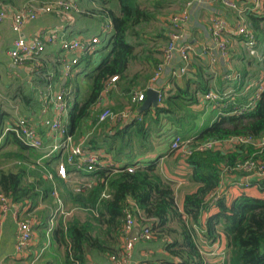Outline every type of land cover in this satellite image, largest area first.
<instances>
[{
	"label": "trees",
	"instance_id": "1",
	"mask_svg": "<svg viewBox=\"0 0 264 264\" xmlns=\"http://www.w3.org/2000/svg\"><path fill=\"white\" fill-rule=\"evenodd\" d=\"M31 1L39 3L53 0H0V5L20 8ZM93 2L97 5L92 6ZM74 3L77 11L72 13V19L77 16L81 18L80 24L76 25V33L84 36L92 30L98 43L92 54L81 56L78 63L67 71L69 79L74 68L83 64L81 73L85 72V91L77 92L75 85L71 91L70 80L64 77L62 88L68 86L63 97L67 107V134L75 141L86 136L84 146L90 151L101 152V159L109 156L114 164L121 163L122 159H125V163L120 169L106 166L98 167L90 173H81L85 177L83 181L91 179L92 184L77 192L73 191V185L56 179L57 197L64 212L81 210L86 214L82 221L72 215L65 220L59 217L56 223L50 224L53 209L57 206L56 201L51 197L50 183L46 184L36 176L39 171H48L50 163L56 161L58 155L55 153L41 158L43 154L40 151L26 149L14 141L13 137L6 135L4 140L7 141L9 137L12 143L14 141L16 150L2 156L7 162L13 161V164L11 168L5 166L6 169H0V195L20 207L26 201L30 209L36 206L37 199L45 202L51 211L38 215L37 218H47L48 224L44 225L47 228L45 236L48 242L62 248L60 264H87L90 255L103 260L118 256L125 210L132 214L137 226L146 225L147 232L151 235L149 241L153 238H170L169 242L163 243V249L177 261L158 260L159 262L147 263L207 264L201 252L203 244H206L211 247L212 253L213 246L222 247L225 256L220 264H264V180H251L246 187H234L238 190L237 195L230 198H226L227 193L223 196V193L213 199H206L224 179L241 176L240 173L230 171L235 164L252 158L264 163V147L259 152L251 145H238L225 153L205 151L181 158L190 170L188 180L197 187L193 193L183 196L180 209L175 205L169 182L156 170L157 159L136 167L138 165L131 162L129 152L133 143H137L140 148L148 140L149 126L156 124L161 114L173 117L177 115L180 121H185L184 132H180L177 127L170 140L177 135L182 139H192L190 143L210 139L224 140L234 136L264 139V91L255 100L253 98V85L258 81L260 65L254 60L256 68L251 75L243 65H236L234 80L229 76V70L225 71L224 81L230 83L233 80L235 92L223 96L220 77L215 78L214 86H210L213 78L208 73L206 64L190 63L192 71H186L180 77L181 86L172 81L175 91L168 90L159 105L143 112H138V107L131 108L136 111L138 121L130 119L116 124L98 122L95 104L107 80L116 77V87L126 96L134 90L146 89L168 38L163 29L156 31L154 25L158 24L156 21L168 9L160 0H74ZM173 14L175 13L169 14L168 18ZM213 16L216 15H211L209 20ZM243 16L264 55V8L259 14L245 12ZM234 18L237 20L236 16ZM105 22L109 25L108 31L102 29ZM98 23L100 26L93 28ZM185 40L187 41L186 38ZM52 47L56 46L49 45L45 48L38 60L39 67H33L32 72L36 77L32 82L38 90L63 75V63L66 58H71V55L67 56L59 47L54 48L55 50ZM95 55H98L99 60L93 65L92 57ZM44 58L51 60L48 62ZM249 84V90H244ZM28 91L19 93V98L24 103L31 99ZM208 91L216 95L217 99L213 104L218 115L209 124L194 130L192 121L198 113L191 108L199 104ZM248 103L251 104L248 110L240 114L234 113L237 108ZM127 104L128 97L124 106L119 102L112 110L121 111ZM40 159L42 161L39 164L35 163ZM32 164L36 169L30 168ZM125 167H132L133 171L127 173L123 171ZM66 171H70L67 166ZM221 172H226L227 175L220 178ZM250 189L254 190L253 195L249 193ZM196 229L200 232L203 244L197 238Z\"/></svg>",
	"mask_w": 264,
	"mask_h": 264
},
{
	"label": "built area",
	"instance_id": "2",
	"mask_svg": "<svg viewBox=\"0 0 264 264\" xmlns=\"http://www.w3.org/2000/svg\"><path fill=\"white\" fill-rule=\"evenodd\" d=\"M220 4L232 11L237 21L233 25L217 16H213L209 20L208 35L210 47L201 46L194 48L189 41L185 40L184 27L188 23L190 10L203 5L202 0H186L183 8L173 14L169 18L170 30L167 33V41L163 45L159 62L155 66L152 76L148 80L146 89L154 90L156 93V103L159 105L168 87L160 86V80L163 76H168L169 79H179L186 73V64L190 59H197L206 64L208 71L213 72L218 63H223L228 67V35L239 37L243 51L252 60L260 65L258 81L253 85L255 88L253 98H258L259 94L264 91V55L262 50L258 48V44L254 33L248 28L244 21L243 13L255 12L260 10L264 5V0H243L244 6L238 7L234 0H219ZM76 4L74 0H53L50 2L31 1L22 5L18 10L11 12L4 6L0 5V24L6 20L9 21L10 31L15 35L11 42L10 48L7 50L8 66L11 70L20 68L32 69L39 67V57L44 52L45 48L49 45L59 47L65 54L71 55V58H66L63 63V76L67 75V71L78 63V59L84 55H90L94 51L98 39L95 37L91 39H83L73 37L65 39L57 29H50L40 31L39 35L33 38L25 39L21 36V31L25 25L35 21L39 16L55 15L59 16L66 23H71L72 13L76 12ZM104 31L109 30V25L105 22L102 25ZM264 32V26L262 27ZM179 63V66H174V61ZM230 70V67H229ZM233 80L236 78V73L230 72ZM116 77L107 80L104 89L100 93L98 100L95 104V110L98 109L97 116L98 122L108 121L111 124L125 122L129 119L139 120V117L133 107H138L145 97V91H132L127 97L129 104L121 111L113 112L105 104L108 95L115 88ZM167 89V90H166ZM64 90H54L52 84H47L43 89L36 91V99L38 101L39 110L37 121L32 117L15 116L13 123L4 127L2 134H9L13 137L22 147L39 151L42 149L48 150V155L59 153V159L55 164L56 176L63 180H68V172L66 166L71 168L73 173H90L99 167L103 162L106 166L111 168H122L121 164H112L105 160L101 152L90 151L83 144L86 136L78 141H75L72 136L67 134V107L64 101ZM202 101L214 103L216 95L212 91L206 92L202 96ZM251 104L248 103L241 108H237L234 113L240 114L248 110ZM16 111V109H14ZM50 113V117H47ZM45 129L46 137L51 140L48 146H44L42 136L38 128ZM192 139H182L179 136L172 137L169 144V151L176 153L180 158L185 159L194 153H202L205 151H217L225 153L233 147L238 145H251L261 152L264 147V139L258 138L257 140L247 136H234L224 140L210 139L199 142L190 143ZM120 165V166H119ZM117 171V170H116ZM123 171L131 173L132 167H125ZM224 171V170H223ZM230 171L232 173H240L241 176L232 177V184L235 187H246L251 180H264V163L257 159L252 158L242 163L235 164ZM226 172H221L220 178H223ZM227 175V174H226ZM51 180V178H48ZM222 182L216 190L210 193L206 199H213L222 195L221 190ZM92 184L91 179L85 182L73 184L72 189L74 192L79 191ZM51 197L54 198L57 208L60 209V201L57 197L56 190L52 188ZM10 200L0 195V218H3L9 208ZM12 217L15 225L13 235V249L16 255L25 253L31 243L32 230L31 224L28 219L19 217V213L12 209ZM135 224V219L128 211H124V222L122 230V246L118 256H110L108 261L111 264H127L130 259L133 242L136 240L149 241L151 235L147 229L140 231L136 239H130L127 235ZM48 232V231H47ZM46 232V235H47ZM214 250L219 247L213 246ZM220 259H223L222 248L219 249ZM132 264H150L147 262H134Z\"/></svg>",
	"mask_w": 264,
	"mask_h": 264
},
{
	"label": "crops",
	"instance_id": "3",
	"mask_svg": "<svg viewBox=\"0 0 264 264\" xmlns=\"http://www.w3.org/2000/svg\"><path fill=\"white\" fill-rule=\"evenodd\" d=\"M160 1H163V3L166 4L167 9H168L165 11L167 12V14L158 19L160 21L159 29L160 28L163 29L166 35L168 30H170V25L168 24L169 14L179 12L183 8V5L186 0H160ZM202 1L204 3L203 5L192 8L190 10L188 23L184 27V36L194 48H199L201 46L210 47L209 35H208V26H209L208 24H209V17L211 15L215 14L217 17L224 19L229 25H233L235 21H237L233 16L234 13L232 14L229 11V9L227 10L224 7H222L218 1L216 0H202ZM238 1H240V3L242 2V0H238ZM95 4L96 3L93 2L91 5L94 6ZM5 8L8 11V15L11 12H13L15 9H17L15 7L13 8L5 7ZM263 8H264V5L260 8V10L257 11V14H259ZM7 18L0 24V125H1L0 145L3 143L1 146L2 148L0 150L5 151L6 153L16 150L14 149L16 147L13 144L15 141L14 138H13L14 139L13 143L11 139H9V137H7V141L4 140L6 138L5 136L9 135V134H5V135L2 134L4 127L11 125L15 119V116L27 117V118L33 116L32 119L34 121H37L36 116L38 115V110H39L38 101L36 99V91L38 90V88L36 86H33L34 82H32V80H34V76L36 77V75L32 72L33 70L26 69L24 67L17 69V70H11L8 66V57L6 55V52L10 48L11 42L15 38V35L10 31L9 21L7 20ZM80 19L81 18L78 16L75 17V19H72L71 24L69 23L71 25L70 27V25L64 22L63 19L59 16H55V15L39 16L35 21L28 23L27 25L23 27L21 31V36L25 39H28V38H33L36 35H39L40 31L57 29L60 32V34L63 36V38H73V37H77V38L80 37L83 39L93 38L94 36H93L92 30L91 32H89L88 34H85L84 36L79 33L78 34L76 33L77 31L76 25L78 26L80 24L81 22ZM159 21H156V23H158ZM99 26L100 25L98 23L97 27L93 26V28H98ZM227 38L229 42L228 63L230 65L229 60L232 59V56L236 53V50L238 48L243 50V48L241 46L239 37L228 35ZM48 48L46 49L47 51L49 50ZM54 48L57 49V46L52 47V50ZM95 56L98 57V55H95ZM49 59L51 60V58ZM44 60L50 62V60L46 58H44ZM247 60H251L254 63V60L250 58H247ZM200 62L203 63L202 61H199L197 59H190V61L186 64V68H187L186 70L192 71L191 64L196 63L199 65ZM238 64L239 63H236V65ZM229 65L228 67H226L223 63L219 62L218 67L214 68L215 71L213 72L208 71V73L210 74L211 73L215 74L211 76V78H213V81H210V86H214L215 78L220 77V81L222 82L223 96L228 95L230 93L234 94L235 92L233 89L234 81L232 80V82L230 83H227L224 81L225 79L224 72L229 70ZM236 65H234V67H236ZM174 66L175 67L179 66V63L176 61V59L174 61ZM245 69L247 70V67H245ZM48 70L51 71L50 69ZM188 77H190V74H188ZM71 78L72 76L70 73L69 79ZM179 79H169L168 76H163V78L160 80V86H163L165 88L168 87L169 91L174 92L175 90L174 88H172L171 83L172 81H175V83L177 82L178 85L181 86ZM206 79L208 78L206 77ZM64 83H65L64 76L60 75L59 77H57L56 79L52 81L53 89L55 91L58 89L65 90L68 86H66L65 88H62L63 87L62 85ZM116 84H117V81L115 83V88L110 92L105 102V104L111 109L114 108V106L117 105L119 102L122 103V106H124L127 100V96L123 94L121 90H119L116 87ZM248 86L249 87L246 86L244 90H249L251 85L249 84ZM23 90L24 91L29 90L27 93H29L31 96V99L27 103H24L23 101H20L19 99V93H21ZM168 90L166 92H168ZM17 102L19 103V106L17 105ZM214 108H215L214 104L210 102H204L202 101V99L199 104L191 108L192 111H197L198 113L195 115V118H193V121H192V126L194 130L201 129L202 127L209 124L210 122H212V120L215 119L216 115H218V112L217 111L215 112ZM14 109H16V111ZM46 115L48 118L51 116L50 113H47ZM174 117L168 114H161L159 115L156 124L154 123V126H157L162 132H165L164 136L158 137V140H160V144L162 145L160 146L159 151L155 150L156 152L154 156H151V152H154V150L150 152H144V153L140 152L137 143L132 144V148L129 149V152L131 153V156H130L131 162L137 163L138 165L136 167H139L140 165L143 166L149 160L157 159L156 165H155L156 170L163 177L165 181L169 182L173 190L175 205L178 209H180L183 196L185 194L193 193L197 185L188 180V175L190 172L189 167L183 164V161L181 160L179 155H177L176 153H171L169 151L170 137L176 131V128L178 127L180 132H184L185 121H180L178 119L180 117H178L177 115H175ZM38 131L40 132L42 136L44 146L45 147L48 146L51 143V140L46 137L45 129L42 127H39ZM165 137H167L166 140H164ZM39 151L40 153L43 154L41 158H46L52 155V154L48 155L47 153L48 150L46 149H42ZM0 155L2 157L5 155V153H1ZM57 160L58 159H56L53 168H49L48 170L49 173H47V170L39 171L36 178H38L39 180L42 179L43 182H45L46 184L50 183L51 189L54 188L58 196V188H57L56 182L57 180L60 181V179L55 174V164ZM105 160L114 164L111 161L109 156H106ZM41 161L42 159L38 160L37 164H39ZM103 162L100 163L99 168L106 167V165ZM7 163L5 164L6 166L9 165ZM121 163L124 164L125 159H122ZM121 163L119 162L118 164H121ZM67 167L70 171L68 172V180L65 181V183L70 186H72L73 184L82 183L85 177H82L80 172L73 173L71 171V168L69 166ZM49 177L51 178V180L48 179ZM228 187H229V190H227ZM234 187L235 186L232 184V177L230 178L228 177L224 179L222 183V187H221V190L224 193L223 196L226 193H227L226 198H230V196L237 195L238 190L235 189ZM219 189H220V186H219ZM249 193L253 195L254 190L250 189ZM24 203L25 204L20 207V205L18 204L14 205L13 203L10 202L9 208L7 212L5 213L4 217L0 218V264H35V263L37 264H60L61 256H62V248L58 247L54 243L52 244L48 242V240L47 241L45 240V238H47L45 236V230L47 228H44V225L48 224V220L47 218H44V220L37 218L38 215L41 216L44 213L51 211V210L48 209V206L45 204V202L40 201V199H37L36 206L31 207V209H30V205L28 204V202L25 201ZM52 206H54V204H52ZM60 206H61L60 209L63 208L62 204ZM12 209L16 210L19 213L20 218L28 219L31 224V230H32L31 243H30L28 250L21 255H16L13 249V235H14L15 225H14V221L12 217ZM60 209L57 208V206H55V208L53 209L54 214L56 213L57 210H60ZM67 211L68 212H64L65 214L66 213L67 214L61 217L62 220L68 219L72 215L78 217L81 221L85 218L86 213L84 211H81V210H67ZM57 220L58 219L53 220V217H52V221L50 222V224L52 222L56 223ZM136 228H139V227L137 226L135 222L129 234L131 233V231H133ZM196 232H197L196 235H197L198 240L202 243L200 235H199L200 232H198L197 229H196ZM129 234L127 235L128 237H129ZM38 236H40V238ZM43 236H44V241L49 243L48 244L49 247L53 248L54 252L48 254L47 258L45 257L35 262L37 258L36 253H38L39 248H42V247L47 248V249L49 248L47 245H44V243L41 242V239L43 238ZM169 241H170V238L168 237H164L160 239L153 238L149 242L145 241L148 243L147 245L140 243L144 241H139V240L134 241L132 245V250L130 253V259L127 264H132L134 262H155L158 260H165V261L172 260L173 262H176L177 259L174 257H170V255L163 249V243L169 242ZM119 244H120L119 247H121L122 240H119ZM220 248L222 247L219 245V249ZM219 249L214 250V253H212L211 247L206 244H203L201 248V252H202V257L204 261L207 264H220L221 259H220ZM87 264H111V263L107 259L103 260L102 258H98L95 255H90Z\"/></svg>",
	"mask_w": 264,
	"mask_h": 264
},
{
	"label": "rangeland",
	"instance_id": "4",
	"mask_svg": "<svg viewBox=\"0 0 264 264\" xmlns=\"http://www.w3.org/2000/svg\"><path fill=\"white\" fill-rule=\"evenodd\" d=\"M138 1H144V0H138ZM234 1H235V3L236 2L238 3V5L236 4L238 7L244 6L243 0H242L241 3L238 0H234ZM199 6H201V5H198L197 7H199ZM166 14H167V12L163 13V15H166ZM233 16L235 17L236 15L233 14ZM157 21H159V20H157ZM158 24L154 25V29L156 31L160 27V21L158 22ZM228 52H229V49H228ZM247 58H249V57H247L245 52L243 50H241L240 48H238L236 50V53L232 56V59L229 60L230 61V65H229L230 70H229V72L232 71V72L236 73V71L234 70V65H236V63H239V64L247 67V71L251 75L254 72L256 67H255L254 63L251 60H247ZM98 60H99L98 57H96V56L92 57L93 65H95L98 62ZM82 66H83V64L78 65L76 68H74V71L71 72L72 78L69 79L70 80V82H69L70 83V88L69 89L71 91L73 90V86L74 85L76 86V91L77 92L83 93L85 91V86H84L85 85V79H83V73H85V72L81 73ZM146 68H147V66L145 67V69ZM210 75L212 76V75H215V74L211 73ZM134 91H140V90H134ZM64 95H65V91H64ZM17 105L19 106L18 102H17ZM109 110L113 111L110 107H109ZM149 128H150V130L148 132V140H146V142L143 143L142 147L139 148V151L144 153V152H150V151L154 150V152H151V156H154V154L156 152L155 150L159 151V148L162 145V144H160V140H158V137L164 136L165 132H162L157 126H154V124H151L149 126ZM166 139H167V137L164 138V140H166ZM13 148H14V146H13ZM1 153H6V152L3 151V150H0V154ZM6 163H7V159L5 157H1V155H0V169H6L5 168V166H6L5 164ZM35 163H37V162H35ZM54 163H55V161L51 162L50 165H49V168H53ZM7 164H9L7 167L11 168L12 164H13V161L9 160ZM30 168L36 169V167L33 164L30 165ZM47 173H49V171H47ZM61 209H62V211H61ZM61 209L57 210L56 213L53 215V220L54 219H59V217L61 218V217H63V215L67 214V213L66 214L64 213V211H65L64 208H61ZM38 237L40 238V236H38ZM45 240L47 241L48 239L45 238ZM46 241H44V237L41 239V242H43L44 245H47L49 247V245H48L49 243H47ZM139 241H142V240H139ZM140 243H143L144 245L148 244L145 241L144 242H140ZM53 252H54V250L51 247H49L48 249L47 248H43V247L39 248L38 253H36L37 258H36L35 262H37V261H39V260H41V259H43L45 257L47 258L48 257L47 255L50 254V253H53ZM157 262H159V261H157ZM35 264H37V263H35Z\"/></svg>",
	"mask_w": 264,
	"mask_h": 264
},
{
	"label": "water",
	"instance_id": "5",
	"mask_svg": "<svg viewBox=\"0 0 264 264\" xmlns=\"http://www.w3.org/2000/svg\"><path fill=\"white\" fill-rule=\"evenodd\" d=\"M155 98H156L155 91L151 90V89H146L144 101L140 104V106L138 108L139 112H143V111L148 110L150 108H155L157 106ZM146 228H147L146 226H142V227L134 229L129 234V238L135 239L137 237L138 233L140 231L145 230Z\"/></svg>",
	"mask_w": 264,
	"mask_h": 264
},
{
	"label": "clouds",
	"instance_id": "6",
	"mask_svg": "<svg viewBox=\"0 0 264 264\" xmlns=\"http://www.w3.org/2000/svg\"><path fill=\"white\" fill-rule=\"evenodd\" d=\"M64 77H67V75L64 76ZM51 84H52V83H51ZM145 90H146V89H145ZM145 90H144V91H145ZM64 91H65V90H64ZM63 97H64V96H63ZM144 98H145V97H144ZM139 106H140V105H138V108H139ZM138 112H139V110H138ZM98 113H99V110H98ZM97 116H98V115H97ZM104 122H105V121H104ZM106 122H108V121H106ZM179 137H180V136H179ZM73 139H74V138H73ZM80 139H81V138H80ZM80 139H79V140H80ZM74 140H75V139H74ZM77 141H78V140H77ZM84 141H85V140H84ZM83 143H84V142H83ZM57 155H58V159H59V153H57ZM115 164H118V163H115ZM122 164H123V163H121V166H120V167L123 168ZM108 167H109V166H108ZM60 205H61V203H60ZM145 226H146V225H145ZM138 227H139V226H138ZM138 234H139V233H138ZM137 236H138V235H137ZM136 238H137V237H136ZM136 238H135V239H136Z\"/></svg>",
	"mask_w": 264,
	"mask_h": 264
}]
</instances>
